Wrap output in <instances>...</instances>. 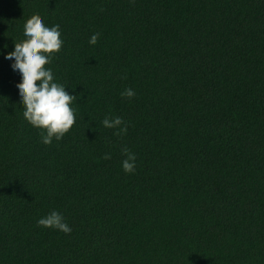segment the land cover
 <instances>
[{
	"label": "trees",
	"instance_id": "1",
	"mask_svg": "<svg viewBox=\"0 0 264 264\" xmlns=\"http://www.w3.org/2000/svg\"><path fill=\"white\" fill-rule=\"evenodd\" d=\"M34 16L75 95L50 144L5 59ZM0 52V264H264V0H0Z\"/></svg>",
	"mask_w": 264,
	"mask_h": 264
},
{
	"label": "clouds",
	"instance_id": "2",
	"mask_svg": "<svg viewBox=\"0 0 264 264\" xmlns=\"http://www.w3.org/2000/svg\"><path fill=\"white\" fill-rule=\"evenodd\" d=\"M99 33H93L90 44L97 43ZM23 41L15 42L12 54L5 57L11 65L13 74L18 75L21 83L17 85L19 93L18 103L23 106L24 118L34 127L42 129L41 139L45 144L52 143L53 139L60 140L75 123V109L71 103L75 95L70 94L67 87L54 79L50 64L53 54L61 50L64 43L59 24L46 26L39 16L28 20L23 27ZM2 54V52H0ZM135 91L126 88L121 96L133 97ZM120 116H108L102 124L108 128H117L122 125ZM127 126L118 129L126 132ZM126 158L122 167L126 172H134L136 155L127 147L123 149ZM110 158V154H105ZM37 224L43 227L59 229L65 233L71 232V226L65 220L63 213L52 209L47 215L40 217Z\"/></svg>",
	"mask_w": 264,
	"mask_h": 264
}]
</instances>
